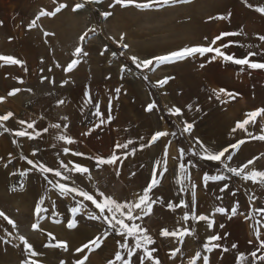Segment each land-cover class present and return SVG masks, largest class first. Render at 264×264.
Returning a JSON list of instances; mask_svg holds the SVG:
<instances>
[{
  "label": "rangeland",
  "instance_id": "rangeland-1",
  "mask_svg": "<svg viewBox=\"0 0 264 264\" xmlns=\"http://www.w3.org/2000/svg\"><path fill=\"white\" fill-rule=\"evenodd\" d=\"M61 3L68 7L55 16L40 17L29 29L28 25L41 10L54 11ZM77 3L84 7L73 12ZM109 4H114V0H100L99 3L91 0H0V21H3L0 25V56H12L22 61V64H10L0 60V97H4L0 102V115L13 113L8 121H0V211L16 223L13 228L0 217V264H22V261L31 264L33 260L37 264H61L62 261L75 264L85 255L88 257L85 264H108L115 259L117 250L126 257L127 249L119 248L117 244L121 237L103 217L89 218V212L99 214V210L75 194L60 196L53 184L59 181L96 195L103 192L120 203H133L151 182L154 171L158 173L159 183L149 193L151 213L144 215L140 209H133V215L139 216L134 221L120 217L119 213L116 215L129 225L135 223L148 230L147 235L154 243L146 247L156 249L153 257L159 259L160 264H189L197 251L202 256L207 255L210 264H236L240 253L246 257L244 264H264L260 259L264 257V248L260 247L264 240V215L257 210L264 208V185L234 176L224 167V164L240 167L254 159L249 170H264V140H248L238 134L235 137L232 131L234 121H241L245 113L264 107V69L225 61L215 52L204 56L197 54L188 58L198 59L192 68L200 70L201 59L211 60L216 62V77L210 85L205 83V78H196L206 85L208 92L200 91L203 87L195 84L191 85V92H186V84L177 76L179 64L184 60L137 69L129 59L133 55L149 59L185 46H208L216 36L228 32L240 34L225 36L212 46L220 47L221 51L236 58L255 52L250 60L264 62V41L258 39L259 35H264V14L255 10L264 7V0H189L187 3H169L159 9H139L134 5L110 8ZM105 11L111 13L107 18L100 15ZM89 29L95 31L88 32ZM85 32L88 36L81 45L79 37ZM121 35L124 36L122 42ZM121 43L129 45L126 53L120 56L124 59L122 66L132 75L123 76L124 86L119 88V93L110 86H102V94L96 92L97 86L87 88L94 103L102 108L104 123L96 124L93 112L96 108L94 104L85 103L83 85L88 79L98 80L99 64H107L104 59H110L112 53H116L113 57L119 56L117 48ZM142 44L147 49L139 47ZM77 46H82L88 55L73 56ZM72 59L79 63L66 72ZM165 77L172 79L163 86L157 84ZM220 88L234 91L235 102L228 99L230 96L226 93H220V99H217L213 89L218 92ZM13 89L20 91L8 95ZM58 100L65 103L58 105ZM249 101L252 103L250 109ZM72 102L83 110H91L82 118L73 110ZM153 102L155 108L147 111V105ZM189 104L193 106L191 110L187 107ZM174 107L181 108L182 115H171L170 110ZM20 120L32 122L35 127L28 129L27 123L19 124ZM185 122L194 124L189 132L183 130ZM255 123L254 129L264 127V116L258 117ZM52 124L61 127L52 128ZM45 127L49 129L47 133L42 132ZM17 131L30 132L34 138L16 136ZM156 131H168L170 135L152 143L151 135ZM37 132L41 134L36 135ZM59 135L70 137L74 143L69 145L56 139ZM197 138L212 151L222 150L239 140L245 142L238 150L230 149V153H226V156L232 155L231 160L222 158L224 162L220 163L201 158L204 152L197 144ZM129 140L133 143L128 148L115 147L117 143L126 144ZM146 144L148 146H143ZM65 147L70 149L68 153L63 151ZM76 152L82 155H74ZM112 154L119 157L115 164H97L98 157L108 158ZM28 160L59 169L69 179L61 180L53 173H42ZM61 162L69 168L73 163H79L89 172L83 175L70 172L60 167ZM194 171L202 172L203 177L207 174L226 179L205 182L203 177L197 176L200 186H195ZM224 184L229 187L221 192ZM193 193L197 214L208 215L215 221L211 229L207 228L206 222L182 219L190 210ZM41 198L44 200L42 208L46 211L38 217L35 205ZM181 200L189 208H168V203L178 205ZM78 202L85 207L73 214L70 209L77 207ZM219 207L225 208L226 212H216ZM232 207H237L235 216L231 213ZM70 221H75V227H68ZM33 223L39 224L37 230L32 229ZM163 228L194 231L192 235L178 239L161 236ZM211 234L223 237L213 242L221 247L205 251L203 245L208 243L207 237ZM20 235L27 238L39 255L32 257L24 249L18 239ZM97 236L102 241L99 247L90 243ZM139 238L140 235L125 236L122 241L133 249L132 264H141V258L143 264H153L144 256L143 248H135ZM57 241L67 242V250L54 246ZM233 243L237 248L231 247ZM85 244L89 247L82 252L76 251ZM224 248L228 251H223ZM176 249L179 252L173 255ZM252 252H256L255 258L251 256ZM197 264L202 261L198 260Z\"/></svg>",
  "mask_w": 264,
  "mask_h": 264
},
{
  "label": "snow or ice",
  "instance_id": "snow-or-ice-1",
  "mask_svg": "<svg viewBox=\"0 0 264 264\" xmlns=\"http://www.w3.org/2000/svg\"><path fill=\"white\" fill-rule=\"evenodd\" d=\"M91 2L99 3L100 0H91ZM187 3L189 0H144V2H137V0H114V4H109V7H114L115 5H119L122 7H128L129 5H134L136 8L139 9H159L160 7H163L164 5H167L169 3ZM249 7H252L251 5H248ZM68 7L67 4L61 3L58 7L55 8L54 11H45L41 10L40 13L31 21V23L28 25L29 29L34 27L36 25L37 20L40 19L42 16H55L57 13H59L62 9ZM84 7V4L77 3L73 6L72 11L75 12L81 8ZM256 11L260 12L261 14H264V7H258L255 9ZM101 16L107 18L108 16L111 15L110 12L105 11L100 13ZM223 19L224 17H220ZM3 24V21H0V25ZM95 29H89L88 32H94ZM88 32H85L79 37V40L81 42V45L83 44L84 40L88 36ZM240 33H228L224 32L221 33L220 35L216 36L211 42L209 43L208 46H203V45H193V46H185L183 48L177 49L175 51H170L166 53L165 55H158V56H153L149 59H140L139 57L133 55L129 57L131 60L132 64L135 65L137 69H148L150 66H160L163 64H168V63H174L176 61H182L185 59H188L189 57H193L197 54L200 56H204L207 53H212L215 52L216 56L223 57L225 61H231L232 63H235L237 65H247L249 68L252 69H264V62H252L250 60V57L255 56V52H249L247 55L243 56L242 58H236L234 55L231 54H226L225 52L221 51L220 47H213L212 45H215L217 41L221 40L225 36H235L239 35ZM45 35H49V33H45ZM258 39L260 41H264V35H259ZM124 40V36L121 35L120 41L122 42ZM122 48L127 49L129 47L128 44L126 43H121L120 45ZM224 47H227V45H224ZM106 50V49H105ZM87 56L88 53L83 51L82 46H77L73 52V56H80V55ZM103 54V52L101 53ZM113 56L116 55V53H112ZM120 55H123V52L120 53ZM215 59V57H213ZM0 60H3L7 63L10 64H22V61L12 57V56H0ZM79 63L77 59H72L71 62L67 65L65 68L66 72H70L73 70L74 66H76ZM59 66V65H58ZM203 67V65H201ZM121 70H124V66H122ZM147 79V77H145ZM169 79H172V77H165L163 80L157 81V84L163 86L168 82ZM64 83H67V81H64ZM19 89H13L8 93V95H14L16 92H19ZM117 93L120 92V89L117 88L115 89ZM213 92L216 93V98L220 99V93H226L228 96L232 97L235 99V95L231 92H228L224 88H220L219 91L217 92L215 89H213ZM84 96L86 97L85 103L86 104H94L96 111L94 113L95 116L97 117H102L103 113L100 110L99 104L94 103V97L91 95L89 91H85ZM4 97H0V102H3ZM64 100H58L57 104L62 105L64 104ZM190 110L192 109V105L189 104L187 106ZM155 108V103H149L147 105V111H152ZM111 109V100H109V110ZM197 111L199 109L197 108ZM171 115L179 116L182 115V110L179 107H174L173 109L170 110ZM245 118L241 121H237L235 127L232 129L233 132L239 130H243L247 132V125L250 123H255L258 117L264 116V107L261 108H256L252 111H249L244 114ZM13 116L12 112H8L5 115H0V121H8L11 117ZM63 119H67V117H64ZM109 121L112 119L110 111H109V116H108ZM27 123V128L28 129H33L35 127V124L32 122H26L24 120H20L19 124L24 125ZM100 123L103 124L104 120L101 119ZM52 128H60V124H52L50 125ZM194 127L193 123H187L185 122L184 124V131L189 132L192 128ZM48 128L45 127L42 129L43 133L48 132ZM262 132H264V128L261 129ZM40 132H37L36 135H40ZM16 136H28L30 139L34 138L32 133L27 132V131H17L15 133ZM170 135L168 131H156L151 135V142L155 143L159 138L161 137H167ZM171 135H175V133H171ZM257 139L264 140V135H260L258 137H254ZM56 139L60 141H64L67 144H72L74 141L65 135H59L56 137ZM244 140H239L237 143L230 144L228 147H224L222 150L219 151H212L208 149L198 138H197V144L200 146V148L203 149V156L201 157L202 159L208 160V161H216L223 163L224 160L222 158H226L227 160L232 159V155L229 154L226 156V153H230V149L233 150H238L240 145L244 144ZM133 142L131 140L128 141L126 144H120L117 143L115 145L116 148L123 149V148H128L129 144H132ZM143 146H148L143 145ZM65 153H68L70 151L69 148L65 147L63 149ZM135 151V149H133ZM181 152H183V149H181ZM74 155H82V153L76 152L73 153ZM33 155H35V152H33ZM165 155H167V151L165 150ZM27 159L26 157H24ZM119 157L116 154H112L108 158H103V157H98L97 158V164L98 165H111L115 164ZM259 159V158H256ZM28 163L30 165H33L34 168H38L40 172L42 173H53L54 176L59 177L61 180H68L69 177L65 176L59 169H54L51 167L46 166L43 163L37 164L33 160H28ZM159 161H157V165H159ZM255 163L254 159H249L247 160L246 163L241 165L240 167H228L227 164H224V167L227 169L228 172H231L234 176H239L242 177L244 180H250L253 183H258L261 185H264V170H256V169H251L249 170V166L253 165ZM60 167H63L67 169L70 172H76L80 173L81 175L86 174L89 172V169L87 167L82 166L79 163H73L72 167L69 168L67 164L61 162ZM181 169H183V165L180 166ZM166 171V169H165ZM158 173L154 171L152 173V179L151 182L147 184V186L143 189L142 195H139L138 200L134 201L133 203H120L116 199L112 198L111 196L105 195V193L100 192L98 195L89 192L83 188L80 187H75V186H70L66 183L59 182L57 181L56 183L53 184L52 180H48L49 184H53V187L58 189L60 196H67V195H72L75 194L76 196L82 197L83 201H88L91 202L92 205L95 206L96 209L99 210V214L91 213L89 212V218L98 220L103 217L104 221L110 225V227L115 231V233L121 237V240L117 241V244L119 245V248L122 249H127V256H123L119 250H117L114 254L115 259L110 260L108 264H115L116 261H120L121 264H132V257L134 255L133 249L128 246L127 243L122 242L125 238V236H134V235H140V238L136 240L135 243V248L140 249L143 248L144 251V256L153 261V264H160L159 259H156L153 257V252L156 251V249H151L149 250L146 245L153 244L154 240L152 239L151 236L147 235V229L146 228H141L139 225H136L135 223H132L129 225L128 223H125V220L123 218H118L116 213L120 214V217H125L129 221H134L135 219L139 218V216H134L133 215V209H140L144 215H149L152 211V202H150L151 198L149 196V193L152 191L154 187H156L159 183V181L156 179ZM45 179L47 177L45 176ZM204 181L207 182L208 180H224L226 179L224 176H208L207 174L204 175L203 177ZM179 182V181H178ZM228 184H224V186L220 189L221 192H224L225 190L228 189ZM234 195V193H233ZM101 197L103 199H101ZM251 199V198H250ZM44 203L43 198L40 199L39 202L36 203L35 205V215L40 216V214L43 211H46V209L42 208V205ZM168 208L175 210L176 207H185L189 208V205L186 204L183 200L179 202L178 205H174L172 203H168ZM85 205L82 202H78L77 207H73L70 209V211L73 214H76L79 212L82 208H84ZM125 209L127 211H125ZM262 215H264V208H259L257 209ZM216 212L218 213H225L226 209L223 207H219L215 209ZM231 213L233 216L237 214V207H232L231 208ZM111 214V215H109ZM0 217H2L9 225H11L13 228L16 227L15 221L10 219L3 211H0ZM231 218V217H229ZM182 219L184 221H188L189 219L194 220V221H203L206 222L207 228L211 229L215 223L214 220L210 219L208 215L205 214H197L196 212V206H195V193H193V202L191 204L190 210L188 212H185ZM33 230H37L39 228L38 223H33L31 225ZM69 228L75 227V221H70L68 224ZM221 228L224 227L223 224L220 225ZM192 229L189 228H183L182 230H176V231H170L167 228L161 229L160 235L164 237L172 236V237H177L178 239H182L185 236L192 235L193 234ZM52 239H55L54 236H52L51 233L48 234ZM105 236H107V233H105ZM257 236L259 237V233H257ZM223 237L218 234H211L207 237L208 243H205L203 245V248L205 251H211L212 248H220L221 245L218 243H213L216 241H220ZM18 239L22 242L24 249H26L32 257H35L39 255L38 252H36L33 248V245L27 240L26 237L23 235H20ZM90 243L94 244L96 247H99L100 244L102 243L101 238L97 236L93 241ZM251 243V241H250ZM46 246H53V245H46ZM57 247H62L65 250H67V242L64 241H57V244L54 245ZM89 245L85 244L82 246V248H77V252H82L83 249L88 248ZM232 248H237V245L233 243L231 245ZM260 247L264 248V240H261ZM223 251L227 252L228 249L224 248ZM176 252H179V249H176L175 252H173V255L176 254ZM251 256L253 258L256 257V252H252ZM88 259L87 255L83 257V259H78L75 261V264H85V261ZM261 260H264V257L260 258ZM201 260L202 264H210L209 257L207 255L201 254V252L197 251L194 255V257L189 261V264H197V261ZM246 260V257L244 253H240L239 256L236 259V264H244V261ZM22 264H29L28 261H22ZM31 264H37L35 260L31 261ZM61 264H64L62 261ZM141 264H143V258H141ZM250 264V262H249Z\"/></svg>",
  "mask_w": 264,
  "mask_h": 264
},
{
  "label": "crops",
  "instance_id": "crops-1",
  "mask_svg": "<svg viewBox=\"0 0 264 264\" xmlns=\"http://www.w3.org/2000/svg\"><path fill=\"white\" fill-rule=\"evenodd\" d=\"M139 47H141L143 50L147 49V47L145 45H140ZM102 58V56H100ZM142 59H148L147 57L142 58ZM104 60H106L108 63L106 64H99V69L98 70V80L97 81H93L90 79H85L87 80L86 82H84L83 85V91H88L87 88L90 87V85L93 86H97V93L102 94V86H104L105 88L110 86V87H114L115 89L117 88H121L123 87L124 83H123V76H131L132 74L130 73L129 70L124 69L123 71L121 70L122 68V62L124 61V59L119 55L116 57H113L110 55V59L109 58H105ZM112 60V61H111ZM205 60L201 59V63L204 65V67H202L200 70H194L192 68V64H196L198 63V59H194V60H188L185 59L182 63L179 64V70H178V74L177 76H179L178 78H180V80L182 81L183 84H186L185 86L187 87L184 91L186 92H191L192 91V87L191 85L195 84V86H202V92H208L209 89L206 88V85L203 84L201 81L196 80L197 77L201 76L202 78H205V83L207 85H210L211 83L214 82V78L216 77L215 74V70H216V62H212L211 60ZM94 83H97L94 84ZM127 86V85H125ZM94 91V89H93ZM194 91H196V89H194ZM105 92H107V89H105ZM231 92V91H229ZM232 93H234V91H232ZM244 97V95H243ZM228 99H232L233 103L235 102L233 98L229 97ZM247 98L244 97V100H246ZM254 104H259L261 106V103H255ZM252 103H250V101L248 102V108H252ZM72 108L73 110H75L82 118L85 117L88 112L91 110V108H88L89 110H83L82 108L76 107L75 103L72 102ZM235 108V107H234ZM255 108V107H253ZM101 112H102V108H100ZM96 109L93 111L95 113ZM97 120L95 121L96 124L100 123V120L102 119V117H97ZM260 118V117H259ZM260 120V119H258ZM260 124V122H259ZM234 127L236 125V121H234L233 123ZM256 123H250L249 125H247V132L243 131L240 132L239 130H237L236 132H234V135L236 137V134L238 135H242L241 138L245 139H253L254 135L257 134L258 136L262 135V131L261 129L264 128L263 126H260L259 128H255ZM253 135V136H252ZM193 174L195 175L194 178V185L195 186H200L199 182L197 181V176L198 177H203L202 172L200 171H194Z\"/></svg>",
  "mask_w": 264,
  "mask_h": 264
},
{
  "label": "built area",
  "instance_id": "built-area-1",
  "mask_svg": "<svg viewBox=\"0 0 264 264\" xmlns=\"http://www.w3.org/2000/svg\"><path fill=\"white\" fill-rule=\"evenodd\" d=\"M117 52L120 55L121 52H123V55L126 53V49L122 48L121 46L117 48ZM122 55V56H123Z\"/></svg>",
  "mask_w": 264,
  "mask_h": 264
}]
</instances>
